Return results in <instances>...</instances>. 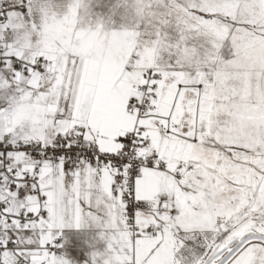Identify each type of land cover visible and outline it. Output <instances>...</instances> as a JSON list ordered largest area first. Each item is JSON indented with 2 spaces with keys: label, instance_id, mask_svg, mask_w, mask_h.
<instances>
[{
  "label": "snow or ice",
  "instance_id": "snow-or-ice-1",
  "mask_svg": "<svg viewBox=\"0 0 264 264\" xmlns=\"http://www.w3.org/2000/svg\"><path fill=\"white\" fill-rule=\"evenodd\" d=\"M91 5L0 0V264H264V0Z\"/></svg>",
  "mask_w": 264,
  "mask_h": 264
},
{
  "label": "rangeland",
  "instance_id": "rangeland-1",
  "mask_svg": "<svg viewBox=\"0 0 264 264\" xmlns=\"http://www.w3.org/2000/svg\"><path fill=\"white\" fill-rule=\"evenodd\" d=\"M46 0H40V3H44ZM68 0H53L54 5L59 6L61 10H63V6L66 5ZM117 4V0H92V10L97 13H103L105 14V17L107 16L109 9L114 7ZM39 5H37L36 8H38ZM123 9H119L118 12H122ZM117 24H119L120 19L119 15L114 17ZM231 47L230 44H226V46L222 49V54L225 59L231 58ZM206 236L209 238L211 237L210 233H206ZM205 237L197 235L195 241L192 240H186L185 241V247L181 249L180 253H178V258H181V264H191L193 260V254H195L196 257L202 255L204 251L206 250V244L204 242Z\"/></svg>",
  "mask_w": 264,
  "mask_h": 264
},
{
  "label": "crops",
  "instance_id": "crops-1",
  "mask_svg": "<svg viewBox=\"0 0 264 264\" xmlns=\"http://www.w3.org/2000/svg\"><path fill=\"white\" fill-rule=\"evenodd\" d=\"M34 14L38 16V8L34 9ZM103 70H109L106 64ZM98 229L88 228L76 230H64V237L71 239V244L65 246L62 251L67 255V258L74 262V264H84L85 260H89L90 253L95 250H103L105 244L99 242L97 237Z\"/></svg>",
  "mask_w": 264,
  "mask_h": 264
},
{
  "label": "built area",
  "instance_id": "built-area-1",
  "mask_svg": "<svg viewBox=\"0 0 264 264\" xmlns=\"http://www.w3.org/2000/svg\"><path fill=\"white\" fill-rule=\"evenodd\" d=\"M63 238V237H62Z\"/></svg>",
  "mask_w": 264,
  "mask_h": 264
}]
</instances>
